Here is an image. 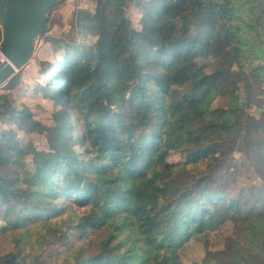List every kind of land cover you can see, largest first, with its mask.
Here are the masks:
<instances>
[{"label":"trees","instance_id":"obj_1","mask_svg":"<svg viewBox=\"0 0 264 264\" xmlns=\"http://www.w3.org/2000/svg\"><path fill=\"white\" fill-rule=\"evenodd\" d=\"M93 3L76 10L70 36L50 42L59 56L39 61L46 81L35 90L52 102L48 124L0 93V119L10 124L0 129V241L12 244L0 264H184L192 240L203 243V264H264V118L211 108L228 70H242L249 56L260 82L249 93L264 108V0ZM182 12L193 31L175 26ZM85 27L94 39L86 41ZM208 57L217 62L210 72L197 61ZM41 127L45 148L20 143L17 130ZM190 131L207 136L179 152L200 153L168 162V139ZM237 138L262 179L249 195L212 184L222 141ZM190 169L202 173L193 178ZM39 223L47 232L36 238L51 243L46 262L22 250ZM225 223L231 233L211 250L209 233Z\"/></svg>","mask_w":264,"mask_h":264},{"label":"rangeland","instance_id":"obj_2","mask_svg":"<svg viewBox=\"0 0 264 264\" xmlns=\"http://www.w3.org/2000/svg\"><path fill=\"white\" fill-rule=\"evenodd\" d=\"M94 7L93 0H59L49 12V29L35 39L33 45L32 57L29 62L18 71V82L12 89H7V84L0 86L1 92H10L14 97L17 107L20 108L22 105L28 106L33 117L44 124L50 122L49 116L53 109L52 102L50 99L45 97L42 92L35 90L37 84H44L46 77L40 72V60H54L59 56V53L53 52V48L50 44L52 41H56L58 38L70 36V33L74 30L76 25L75 13L78 8H84L91 10ZM128 18L131 20L132 25L135 28L140 27L141 13L137 6H130L126 10ZM176 27H184L189 32L193 31L190 26V16L188 12H182L180 15V21L176 23ZM83 33L86 36V41L94 39L90 36L89 30L85 27L82 28ZM220 58H222L220 56ZM198 64L206 71H212L217 62L213 57L197 60ZM243 68L240 70L236 65L231 66L228 70V78L221 85V91L214 97L211 108H235L239 107L245 110V112L253 118L257 119L264 118V108L260 107V100L254 98L250 93V89L256 88L260 85V82L249 73L251 66L254 64V59L249 56L243 61ZM245 73V75H244ZM245 76L248 80V87L245 85ZM264 87V83H261ZM250 92V93H249ZM247 95L250 98L251 103L247 104ZM5 121L0 119V129L9 127ZM45 129L41 127L40 130L31 132H23L17 130V135L20 138V143L26 142L35 146L36 148L42 149L46 147V135ZM196 136H207L203 131L180 133L168 139L169 143V156L167 157L168 162L183 161L186 158L193 159L199 150L190 152L188 157L182 155L179 152V147L185 143H190ZM227 140L222 141V148L225 150V154L221 155V163L215 167L213 176V185L219 186L227 194L236 195L238 192L250 194L251 191H256L257 187L262 184V179L259 173L255 171L254 164L252 163L251 155L247 154L245 148L240 145V139L237 138L234 143L226 145ZM217 155H219L217 153ZM29 162V158L25 159ZM192 171V177L196 178L200 176L202 171L198 169H190ZM189 178L188 181H191ZM33 231L26 238V244H23L22 250L27 251L29 258L35 257L36 254L41 253L43 262L47 259H51L52 255H48L51 249V243H47V240L36 238L38 235L46 237L47 226L34 225ZM231 223L222 224L218 229L211 231L208 235V245L211 250H218L223 248V239L225 236L231 233ZM33 232H37L33 236ZM96 234H88L90 240H94ZM0 241V254L11 249L10 236L5 237ZM34 241V242H33ZM34 243V244H32ZM205 249L202 241H190L186 252L183 255L184 264H203L202 258L204 256ZM48 256V258H47ZM41 260V259H40Z\"/></svg>","mask_w":264,"mask_h":264},{"label":"water","instance_id":"obj_3","mask_svg":"<svg viewBox=\"0 0 264 264\" xmlns=\"http://www.w3.org/2000/svg\"><path fill=\"white\" fill-rule=\"evenodd\" d=\"M59 0H0V86L31 59L36 38L49 29L48 11Z\"/></svg>","mask_w":264,"mask_h":264},{"label":"built area","instance_id":"obj_4","mask_svg":"<svg viewBox=\"0 0 264 264\" xmlns=\"http://www.w3.org/2000/svg\"><path fill=\"white\" fill-rule=\"evenodd\" d=\"M0 60L1 61H5L6 60V56L4 55V53L0 50Z\"/></svg>","mask_w":264,"mask_h":264}]
</instances>
